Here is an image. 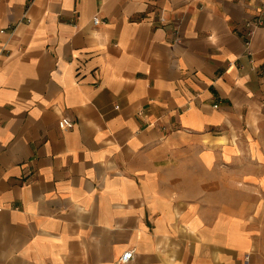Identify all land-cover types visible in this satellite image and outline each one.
<instances>
[{"label":"crops","instance_id":"crops-1","mask_svg":"<svg viewBox=\"0 0 264 264\" xmlns=\"http://www.w3.org/2000/svg\"><path fill=\"white\" fill-rule=\"evenodd\" d=\"M263 9L0 0V264H264Z\"/></svg>","mask_w":264,"mask_h":264},{"label":"built area","instance_id":"built-area-1","mask_svg":"<svg viewBox=\"0 0 264 264\" xmlns=\"http://www.w3.org/2000/svg\"><path fill=\"white\" fill-rule=\"evenodd\" d=\"M262 13L264 14V9H263ZM99 23L100 22H99L98 18H94V20H93L94 26L99 25ZM261 23H262V21H260V20L257 22L258 25L261 24ZM215 108H217V106H215ZM58 127H59L60 130H63V131L65 130L66 131V130L72 129L74 127V123L71 120L67 119V118H62L58 122ZM134 255H135L134 250L126 251L120 257L119 263L120 264H128V263H130L131 261H133Z\"/></svg>","mask_w":264,"mask_h":264}]
</instances>
